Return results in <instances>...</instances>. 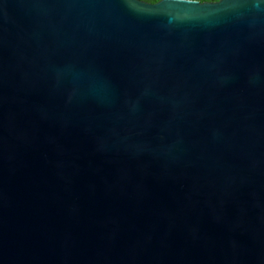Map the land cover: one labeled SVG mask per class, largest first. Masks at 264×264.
I'll return each mask as SVG.
<instances>
[{"label": "water", "instance_id": "1", "mask_svg": "<svg viewBox=\"0 0 264 264\" xmlns=\"http://www.w3.org/2000/svg\"><path fill=\"white\" fill-rule=\"evenodd\" d=\"M0 264H264V0H0Z\"/></svg>", "mask_w": 264, "mask_h": 264}, {"label": "trees", "instance_id": "2", "mask_svg": "<svg viewBox=\"0 0 264 264\" xmlns=\"http://www.w3.org/2000/svg\"><path fill=\"white\" fill-rule=\"evenodd\" d=\"M142 1L149 2V3H156L160 0H142ZM197 1H200V2H216L218 0H197Z\"/></svg>", "mask_w": 264, "mask_h": 264}]
</instances>
